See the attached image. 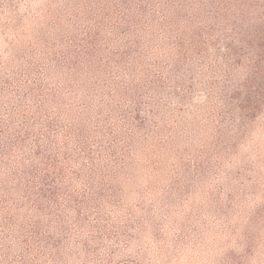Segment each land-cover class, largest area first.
<instances>
[{
  "label": "rangeland",
  "instance_id": "374dc122",
  "mask_svg": "<svg viewBox=\"0 0 264 264\" xmlns=\"http://www.w3.org/2000/svg\"><path fill=\"white\" fill-rule=\"evenodd\" d=\"M26 122L69 155L0 165V264H264V0H0Z\"/></svg>",
  "mask_w": 264,
  "mask_h": 264
},
{
  "label": "trees",
  "instance_id": "16d2710c",
  "mask_svg": "<svg viewBox=\"0 0 264 264\" xmlns=\"http://www.w3.org/2000/svg\"><path fill=\"white\" fill-rule=\"evenodd\" d=\"M47 123V124H45ZM45 126H43V132L41 134H34V126L30 124V122H26L25 128L22 131H17L13 140L3 141L4 133L0 132V165H4L5 160L10 154L12 153V150H20L22 151L23 155L28 156V161L30 164L37 163V161H44L43 166L47 167L45 170L54 173L53 177L55 179L56 173L58 168L57 160L54 159L53 156H51V151L54 147L56 151L62 152L65 154V156L69 155L66 146L59 147V145L54 146V136L52 135V127L48 122H44ZM32 137V139L30 138ZM30 138V140H33L31 150L28 147H25L27 139ZM25 151V153H24ZM43 163V162H41ZM17 165L24 166L25 162L20 160L16 162ZM41 165V164H40ZM32 170H35L34 167H31ZM37 172V170L35 171ZM34 172V173H35ZM13 173L10 172L9 175ZM17 179V178H15Z\"/></svg>",
  "mask_w": 264,
  "mask_h": 264
}]
</instances>
